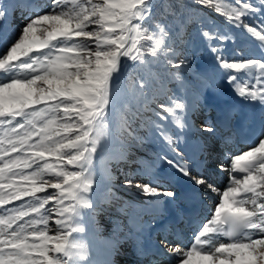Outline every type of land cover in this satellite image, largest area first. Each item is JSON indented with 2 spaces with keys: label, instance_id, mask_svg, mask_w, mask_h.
<instances>
[{
  "label": "snow or ice",
  "instance_id": "obj_1",
  "mask_svg": "<svg viewBox=\"0 0 264 264\" xmlns=\"http://www.w3.org/2000/svg\"><path fill=\"white\" fill-rule=\"evenodd\" d=\"M193 5L257 42L255 58L210 50L234 93L264 107V0H193ZM156 7L153 0H51L9 33V17L16 11L23 16L30 5L0 0V34L6 38L0 50V264H116L112 257L122 241L113 239L109 258L96 259L84 217L102 210L95 190L111 182L97 167L110 139L109 124L134 138L132 120L138 117L166 146L156 160L183 178L188 192L216 194L190 245L163 235L157 248L173 254V264H264V133L248 150L215 164L208 162L205 141L197 161L185 151L193 132L190 117L193 110L212 111L208 93L220 94L214 78L202 81L193 102L186 95L149 96L142 76L129 75L131 87L121 77L130 65L137 75L159 62L165 70L188 66L187 57L175 51L172 29L156 19ZM193 15L182 14L181 23ZM200 35L210 43L235 40L234 32L215 24L201 25ZM171 74L182 81L179 72ZM232 111L225 107L221 119ZM217 127L216 120L205 118L197 131L214 137ZM213 168L229 173L223 189L212 179ZM165 183L155 163L124 173L125 187L156 201L177 200L178 192ZM133 244L142 255L139 241Z\"/></svg>",
  "mask_w": 264,
  "mask_h": 264
},
{
  "label": "rangeland",
  "instance_id": "obj_2",
  "mask_svg": "<svg viewBox=\"0 0 264 264\" xmlns=\"http://www.w3.org/2000/svg\"><path fill=\"white\" fill-rule=\"evenodd\" d=\"M26 2L30 5V8L23 16L20 11H16L14 16L9 17V33L14 32L18 26L23 25L29 11L32 9L40 11L41 7L46 3H50L51 0H26ZM153 2L157 5L155 14L157 12H164V8L167 4L166 0H153ZM14 6L15 5H13V7ZM170 6L171 5H168L167 7ZM187 8H182L183 12L194 13L188 22L182 24L181 20L179 22L178 15H175L168 18L174 25H178L177 28H171L172 26L168 24L167 26L172 29V42L176 53L180 55L181 58L184 56L187 57L189 61L188 66L181 67L180 69L165 70L163 62H159L154 63L150 67L140 68L139 75H137V70L133 69L130 65L122 72L121 77L127 81L129 75L136 79L142 76L149 84V89L146 90V94L149 96L163 95L164 93L176 94L177 96L186 95L189 100L193 102L198 98V90L203 91L204 83H202V81H204L206 77L214 78L215 87L219 90L223 87L224 89L222 90H226V94L228 95H224L223 98H220L219 95H215V92L208 93L212 99V103L214 102L213 109L211 112L203 108L200 110H193L190 117L193 125V132L189 134L187 139L188 142L196 147L194 151L197 161H199L200 158V148L204 146L206 141L208 147L211 149L210 161L208 162L215 164L216 162L226 161L229 155L238 154L234 152L237 139L233 138V144H226L224 135L227 138H231L230 136H234V134L231 135L232 132L229 131L223 134L218 127L214 137H208L207 134L199 133L197 129L200 127L201 120L211 118L216 120L219 123L218 125L222 126L220 123L223 121L219 120H223L221 119V112L224 106L221 105H223V103H229L232 105L233 111L231 113L232 119L230 116L227 120L232 126L233 131L238 133L239 128L235 124L238 122V119H240L241 112L248 113L250 116L264 121V108H262L259 103H250L247 101H244L243 107L240 108L237 102H234V100L237 101L239 99L233 91V86L229 85L217 70V54H214L210 48L219 47L222 54L226 56H231L239 51L253 58L259 57L256 53L260 50L254 39L249 38L242 32H236L234 29H230L229 25L224 24L223 18L217 16L214 12L199 9L197 6L193 5V0L189 1ZM9 11H11V8ZM166 13V15L169 16V13ZM169 19H165L166 23ZM212 24L223 26L225 32H234V42L230 41L219 44L218 42L210 43L205 41L200 35L201 25L208 28ZM3 42L5 43L6 39ZM4 43L0 50L3 49ZM144 43L147 46L148 42L145 41ZM152 71H156V74ZM174 71L179 72L182 81L172 76L171 73ZM127 86L131 87V81H127ZM214 95L215 97H213ZM129 108L132 112L136 111L135 100L129 103ZM244 123L247 124L248 122ZM170 127L173 132L178 131L174 125ZM132 128L135 129L134 138L128 136L127 132L122 130L119 124H109L110 139L106 145L104 159L98 160L97 167L98 172L103 175H111V182L108 186L101 183L95 190V197L101 202L100 207L102 210L92 216L84 217L87 238L91 250L95 253L96 259L103 260L109 258L107 256V251L113 239H120L122 241L119 252L122 254L124 253L125 257L123 258L119 255L112 257L115 259L116 264H127L125 261L131 256L138 257L140 259V261H138L139 264H147L148 261H151V257L148 259L143 255L136 254L133 240H138L142 246L141 242L147 240V233L149 230H152L153 226L156 225L160 218L168 213L169 204H175L174 201H170L167 197H161L159 201H156L145 197L135 187H125L123 184L124 173H127L130 169L135 171L138 167H148L155 163L156 172L166 167L173 173L174 180L178 185L173 187V189L178 192V195L187 184L184 183L185 180L179 177L170 166L161 165L159 161L156 160L157 154L165 150L166 146L155 132L144 125L143 118L138 117L132 120ZM183 145L182 142V147H184ZM185 150H187V148H185ZM204 155L207 156L209 153L206 152ZM124 156H127L128 159H123L122 157ZM211 156L213 158H211ZM105 160L110 161L108 167H105ZM209 171L213 173L212 179L216 186L223 189L228 183L229 173L219 171L215 168ZM221 174H225L223 183H220ZM141 178L146 179V177ZM162 181L166 182L165 186H167L168 181ZM108 187H111V193L108 192ZM198 192L200 193V191ZM210 202L211 200H206L203 205L207 206ZM177 203L180 211L179 213H181L185 203L181 201ZM155 210H157V212H155L157 214L153 218L149 215V212ZM50 227H53L51 222ZM180 228L185 229L182 225H180ZM187 231L189 232L188 229ZM192 236L193 234L189 237ZM129 237H131V239H129ZM159 237L160 236L157 235L151 236V241L157 245V241L161 239ZM152 257H155L154 254H152ZM134 259L135 258L132 257L130 260L133 264L135 262ZM175 259L176 257L173 254L167 252L165 258L158 261L160 264H173Z\"/></svg>",
  "mask_w": 264,
  "mask_h": 264
},
{
  "label": "bare ground",
  "instance_id": "obj_3",
  "mask_svg": "<svg viewBox=\"0 0 264 264\" xmlns=\"http://www.w3.org/2000/svg\"><path fill=\"white\" fill-rule=\"evenodd\" d=\"M11 17V16H10ZM4 39H6L2 34H0V49L2 48V46H3V41H5ZM256 55L257 56H259L260 55V51L259 52H257L256 53ZM222 89H224L223 87H221V89H220V94H219V97L220 98H223L224 97V95H228V94H226L227 93V91L226 90H222ZM215 95L216 96H218L216 93H215ZM215 95L213 96V97H215ZM237 98L239 99V100H237V101H235L234 100V102H237V105L240 107V108H242L243 106V104L245 103L244 101H242L238 96H237ZM211 103H212V99H211ZM214 103V102H213ZM212 103V105L214 106V104ZM222 103V102H221ZM221 106H224V108L225 107H228V106H232L231 104H229V103H223V105H221ZM237 108V107H236ZM262 108H264V107H262ZM236 110V109H235ZM237 112V111H236ZM252 119H254V117H252V116H250V114H248V113H243V112H241V115H240V119H239V121H241V120H244V121H247V122H251V121H253ZM219 121H225V122H228V120H219ZM255 122V121H254ZM241 123H244L243 121H241ZM256 123V122H255ZM255 123H253L252 125H251V131L248 133L249 135H252L253 134V132L255 131V125L256 126H258L259 124H261V125H263V127H262V132L259 134V136L258 137H260V135L262 134V133H264V122L263 123H257V124H255ZM260 127V126H259ZM220 129V128H219ZM227 130L229 131V132H232L231 133V135H233L234 133H233V130H232V128H227ZM226 141V144H231L232 143V140L230 139V138H228V139H226L225 140ZM256 142H258V138L254 141V142H252V143H248V144H246V145H237V147H236V149H235V152H239V153H241V152H243V151H245V150H247V149H249V147L250 146H252V145H254ZM184 146V145H183ZM185 147V146H184ZM185 148H187V150H185L186 151V153H187V155L188 156H190V157H192V158H194L195 159V156H196V154H195V151H194V149L196 148L195 146H193L190 142H188L187 143V146L185 147ZM158 174H159V176L162 178V180H167L168 181V183H167V186L166 187H169V188H173V187H176V186H178L177 185V182L174 180V175H173V173L172 172H170L169 170H168V168H166V167H164L163 169H161L160 171H158L157 172ZM223 177H224V174H222V176H221V180L223 179ZM223 181V180H222ZM184 183H186V182H184ZM188 185L186 184L185 186H184V188L181 190V192H180V194L178 195V199L177 200H182V201H187L189 198H191L192 200H196L195 201V206L194 207H186L185 209H184V211H185V213L186 214H191V215H200L201 217H200V221L198 222V223H195V221H193V223H192V225L194 224V226H197V225H199L200 223H201V221H203L204 220V218L205 217H207L208 215H209V212H210V210H211V207L216 203V194L215 193H212V192H208V193H206V194H204L203 192H202V190L200 191V195H199V193H198V191H194V192H188L187 191V189H188ZM177 200H175V203L176 202H178ZM206 200H211V202L208 204V206H204V205H202L204 202H206ZM190 203L191 202H187L186 203V205H190ZM200 205H201V207L203 206V209L204 210H201V209H199L198 207H200ZM156 214L157 213H155V212H149V215H151L153 218L156 216ZM178 216H179V214H177ZM177 218V217H176ZM172 220V218H169L168 217V219L166 218V220L165 221H167V222H165L164 224H162V223H159V224H157V225H155V229H153L154 228V226H153V230H149V233H151V231H153L152 233H153V236H155V235H158V234H160V232H161V228L160 227H162V228H164V226L166 225V224H171V221L170 220ZM150 235V234H149ZM174 238H175V240L176 239H178V237H175L174 236ZM183 243L184 244H186L187 243V240H183ZM142 244L144 245V251L147 253V254H150V253H154V254H157V251H158V249L157 248H155L156 247V245H154V244H152V241H151V238H149L148 237V235H147V240L146 241H143L142 242ZM156 249H157V251H156ZM123 258H124V256H122ZM162 256H160V258H161ZM165 258V256L163 257V259ZM162 259V258H161ZM130 260V259H129ZM138 258H136L135 259V264H138ZM126 262L128 263V264H131L128 260H126ZM154 264H160L159 263V261H155L154 262Z\"/></svg>",
  "mask_w": 264,
  "mask_h": 264
},
{
  "label": "trees",
  "instance_id": "obj_4",
  "mask_svg": "<svg viewBox=\"0 0 264 264\" xmlns=\"http://www.w3.org/2000/svg\"><path fill=\"white\" fill-rule=\"evenodd\" d=\"M190 0H166L167 4L166 7L164 8V12H157L155 14V17L157 20H162L164 23H166L165 19H169L168 17L170 16H175L178 15L179 17V22L181 20V15L185 12H183L182 8H187L188 4H189ZM168 5H171L170 7H167ZM188 9V8H187ZM166 12L169 13V16H167ZM180 15V16H179ZM169 26H172L171 28H177L178 25H174L171 20L169 19V21H167V23ZM153 72V71H152ZM153 73L156 74V71H154Z\"/></svg>",
  "mask_w": 264,
  "mask_h": 264
}]
</instances>
